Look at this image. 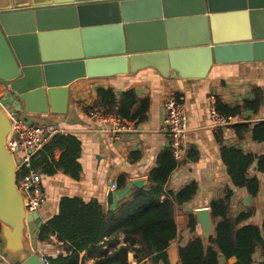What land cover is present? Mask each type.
Listing matches in <instances>:
<instances>
[{
	"label": "water",
	"instance_id": "obj_1",
	"mask_svg": "<svg viewBox=\"0 0 264 264\" xmlns=\"http://www.w3.org/2000/svg\"><path fill=\"white\" fill-rule=\"evenodd\" d=\"M250 62H264V0H0V85L16 112L63 116L68 126L87 125L69 108L77 80L147 68L204 79L214 64ZM12 129L0 106V250L15 264H44L42 219L27 212L8 149ZM197 217L207 244L211 213Z\"/></svg>",
	"mask_w": 264,
	"mask_h": 264
},
{
	"label": "crops",
	"instance_id": "obj_2",
	"mask_svg": "<svg viewBox=\"0 0 264 264\" xmlns=\"http://www.w3.org/2000/svg\"><path fill=\"white\" fill-rule=\"evenodd\" d=\"M98 88L112 89L119 95L134 89L139 98L149 97L150 108L148 119L140 124L125 121L122 132H115L113 124H101L88 117L86 108H91L97 99ZM69 108H75L78 115L87 125L68 126L65 117L45 114L27 115L24 110L19 113L31 123H53L63 130L72 133L82 144L79 162L82 172L79 180H74L59 171L53 176L42 175V190L46 196L44 205L38 213L42 224L59 213L60 201L64 197L79 198L85 202L96 200L105 212L115 209L129 198L135 189L133 180L143 178L150 185L149 173L156 167L158 155L169 149V138L163 131L166 115L164 103L170 94L184 98L185 112L188 118L187 155L170 177L167 190L178 192L191 182H196L198 191L194 199L176 207L175 220L177 236L171 241L168 249L171 264H181L178 249L187 244L191 238L188 227L189 215L197 217V212L208 209L218 198H223L227 188H231L233 196L230 204L231 213H239L252 209L254 214L246 222L262 227L264 219V173L259 172L254 163L249 170L250 176L259 181V193L252 197L245 188L233 186L227 168L221 158L222 146L238 147L244 153L256 156L264 155V142L253 140V127L264 122V62L214 64L204 79H183L176 72L164 79L155 69L147 68L136 74L118 75L110 78L80 79L70 86ZM259 92L262 103L259 111L254 113L245 110L240 115L231 117L229 125L216 124L211 117V109L217 108V100L229 107L242 106L245 100H252L254 93ZM121 93V94H122ZM0 96L3 106L12 110L15 105L13 96L0 85ZM227 117V116H226ZM230 117V116H228ZM239 123L250 124V130L240 140L233 128ZM115 135L119 136L114 139ZM221 141H219L218 140ZM61 151L56 153L59 158ZM121 176L126 177V185L118 187ZM116 184L117 188L112 186ZM142 189V188H141ZM112 192V205L108 206V195ZM212 222V233L214 223ZM40 228V227H39ZM196 234L203 239L201 225L196 226ZM107 239L100 245L107 248ZM123 244V237H120ZM207 245V244H206ZM42 257H56L64 254V244L55 236L46 242L38 243ZM172 252L177 254L172 258ZM99 259L96 252L84 251L80 255L82 264H95ZM129 261H135L129 254ZM236 259H221V264H235ZM0 264H15L11 258H4L0 250ZM254 264H264V252L258 249L254 256Z\"/></svg>",
	"mask_w": 264,
	"mask_h": 264
},
{
	"label": "trees",
	"instance_id": "obj_3",
	"mask_svg": "<svg viewBox=\"0 0 264 264\" xmlns=\"http://www.w3.org/2000/svg\"><path fill=\"white\" fill-rule=\"evenodd\" d=\"M97 94L94 106L86 108L87 112L103 108L105 112L115 113L124 121L136 125L148 119L150 98H139L134 89L118 95L112 89L98 88ZM261 103L262 97L256 91L254 98L245 100L242 106L229 107L217 100V108L223 115L234 117L245 110L257 113ZM233 128L240 140L251 129L247 123L235 124ZM252 133L255 142H264V122L256 124ZM58 151L61 153L57 159ZM81 151L82 144L76 136L68 132L58 133L32 155L30 167H22L17 180L31 170L44 176L63 171L72 179L79 180ZM221 158L233 186L245 188L252 197L257 196L259 181L256 176L249 175V170L256 163L258 171L264 173V155L256 156L244 153L238 147L222 146ZM177 167L171 151L168 148L163 150L158 155L156 167L149 173L150 185L135 189L129 198L108 212L96 200L85 202L79 198H62L58 215L43 223L39 230L40 242L55 236L64 244V254L47 257L49 264H82L80 255L84 251L99 255L95 264H132L129 254L137 263L148 260L152 264H171L168 249L177 236L176 207L192 201L198 191L196 182L189 183L176 193L167 190ZM125 185L126 177L121 176L118 187ZM227 189L223 198L211 204L214 230L207 245L196 234L197 218L189 215L191 238L178 249L181 264H221V259L231 258L236 259L235 264H254L257 250L264 252V219L262 227L246 224L254 214L252 209L234 216L230 211L233 191ZM121 236L123 244H120ZM105 239L107 248L104 249L100 243Z\"/></svg>",
	"mask_w": 264,
	"mask_h": 264
},
{
	"label": "built area",
	"instance_id": "obj_4",
	"mask_svg": "<svg viewBox=\"0 0 264 264\" xmlns=\"http://www.w3.org/2000/svg\"><path fill=\"white\" fill-rule=\"evenodd\" d=\"M0 106L7 112L12 123L13 129L8 142V149L16 156H20V162H17L19 171L22 167H30L32 155L41 150L48 140L58 134L63 133V130L53 123H31L28 122L14 109L7 110L1 103ZM165 118L163 121V131L169 138V150L177 163L183 162L187 155L188 142V118L185 112L184 98L177 97L175 94H170L165 103ZM88 117L101 124H113L115 132L124 130V120L117 114L105 112L103 108H93L88 112ZM211 117L216 124L229 125L232 121L231 117L222 116L213 106L211 109ZM119 136L115 135L114 139ZM19 190L24 196L25 206L29 214L39 211L46 201V196L42 190V174L38 171L31 170L28 174L17 181ZM114 189L117 185L112 186ZM44 264H49L46 257H42ZM133 264H152L145 260L141 263L134 262Z\"/></svg>",
	"mask_w": 264,
	"mask_h": 264
},
{
	"label": "rangeland",
	"instance_id": "obj_5",
	"mask_svg": "<svg viewBox=\"0 0 264 264\" xmlns=\"http://www.w3.org/2000/svg\"><path fill=\"white\" fill-rule=\"evenodd\" d=\"M1 103H2V100H1ZM16 161L20 162V156L19 155L16 156ZM176 257H177V254H175V252H172V258L175 259Z\"/></svg>",
	"mask_w": 264,
	"mask_h": 264
}]
</instances>
